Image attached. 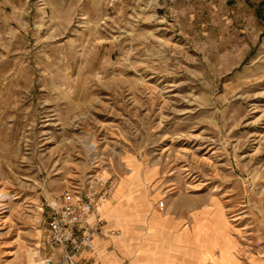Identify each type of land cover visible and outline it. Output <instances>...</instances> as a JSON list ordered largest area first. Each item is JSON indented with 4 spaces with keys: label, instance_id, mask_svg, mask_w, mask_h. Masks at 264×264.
<instances>
[{
    "label": "rangeland",
    "instance_id": "374dc122",
    "mask_svg": "<svg viewBox=\"0 0 264 264\" xmlns=\"http://www.w3.org/2000/svg\"><path fill=\"white\" fill-rule=\"evenodd\" d=\"M46 1L0 0V264H43L49 205L133 164L264 259V0Z\"/></svg>",
    "mask_w": 264,
    "mask_h": 264
},
{
    "label": "crops",
    "instance_id": "0c3cea01",
    "mask_svg": "<svg viewBox=\"0 0 264 264\" xmlns=\"http://www.w3.org/2000/svg\"><path fill=\"white\" fill-rule=\"evenodd\" d=\"M49 2L61 11L72 5L85 14V10L103 8L107 1ZM154 177H132L121 183L122 190L118 184V192L100 213L105 220L104 236H95L92 250L80 254L78 264H247L240 258L237 240L219 203H196L185 196L165 203L143 185L157 181ZM249 261L264 264L263 258Z\"/></svg>",
    "mask_w": 264,
    "mask_h": 264
},
{
    "label": "built area",
    "instance_id": "2783aa9c",
    "mask_svg": "<svg viewBox=\"0 0 264 264\" xmlns=\"http://www.w3.org/2000/svg\"><path fill=\"white\" fill-rule=\"evenodd\" d=\"M112 192V186L101 192L75 186L49 205L47 243L54 253L43 264H78L77 257L92 250L95 236H104L105 220L100 213Z\"/></svg>",
    "mask_w": 264,
    "mask_h": 264
},
{
    "label": "bare ground",
    "instance_id": "6f19581e",
    "mask_svg": "<svg viewBox=\"0 0 264 264\" xmlns=\"http://www.w3.org/2000/svg\"><path fill=\"white\" fill-rule=\"evenodd\" d=\"M132 168H133V173H134V176H132V177H135V178H137L138 176H141L140 174V166H138L137 164H133V166H132ZM131 180L133 179V178H130ZM122 188V184H120V189ZM122 190V189H121ZM117 192H118V190H117ZM106 203H108V201H106ZM106 203L104 204V206L101 208V212L103 211V209H104V207L106 206ZM224 223H225V226L227 225V223L225 222V220H224ZM229 248H231V246H226V249L228 250Z\"/></svg>",
    "mask_w": 264,
    "mask_h": 264
}]
</instances>
